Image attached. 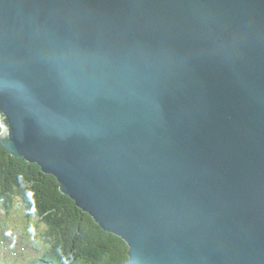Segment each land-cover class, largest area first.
<instances>
[{
  "label": "water",
  "instance_id": "95a60500",
  "mask_svg": "<svg viewBox=\"0 0 264 264\" xmlns=\"http://www.w3.org/2000/svg\"><path fill=\"white\" fill-rule=\"evenodd\" d=\"M0 124L125 264H264V0H0Z\"/></svg>",
  "mask_w": 264,
  "mask_h": 264
},
{
  "label": "trees",
  "instance_id": "16d2710c",
  "mask_svg": "<svg viewBox=\"0 0 264 264\" xmlns=\"http://www.w3.org/2000/svg\"><path fill=\"white\" fill-rule=\"evenodd\" d=\"M128 259V244L63 194L56 177L0 143V264H125Z\"/></svg>",
  "mask_w": 264,
  "mask_h": 264
}]
</instances>
